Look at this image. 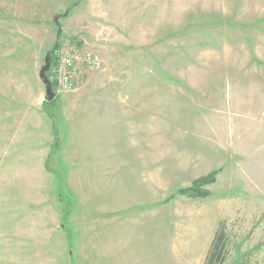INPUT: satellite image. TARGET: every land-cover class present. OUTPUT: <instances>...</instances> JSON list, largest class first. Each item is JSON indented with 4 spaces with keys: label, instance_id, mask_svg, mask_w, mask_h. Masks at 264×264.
<instances>
[{
    "label": "rangeland",
    "instance_id": "obj_1",
    "mask_svg": "<svg viewBox=\"0 0 264 264\" xmlns=\"http://www.w3.org/2000/svg\"><path fill=\"white\" fill-rule=\"evenodd\" d=\"M220 232L264 264V0H0V264H208Z\"/></svg>",
    "mask_w": 264,
    "mask_h": 264
},
{
    "label": "trees",
    "instance_id": "obj_2",
    "mask_svg": "<svg viewBox=\"0 0 264 264\" xmlns=\"http://www.w3.org/2000/svg\"><path fill=\"white\" fill-rule=\"evenodd\" d=\"M76 6V4H74L67 12L66 15H70L71 14V10ZM60 36V34H59ZM57 50H59L58 46L56 47ZM59 65V57L54 58L52 61V66L53 67H57ZM47 77L49 78L51 85H52V89L53 91L56 89L58 83L56 81H53L50 76H48V72H47ZM57 103V96L54 98L53 101H49L46 100V102L44 103V105H48V106H55ZM50 159L47 160V164H49ZM219 173V171H214L210 174H208L207 176L201 177L197 180H195L192 184L191 188L188 189H184V190H179L180 195L183 196H187L193 199H205L208 198L210 196V192L205 190L204 187L212 185L216 182V177L217 174ZM174 198V197H172ZM225 248V237H224V233L220 232L215 241L213 242V246H212V250L208 256V264H221L223 258H222V253H223V249Z\"/></svg>",
    "mask_w": 264,
    "mask_h": 264
},
{
    "label": "built area",
    "instance_id": "obj_3",
    "mask_svg": "<svg viewBox=\"0 0 264 264\" xmlns=\"http://www.w3.org/2000/svg\"><path fill=\"white\" fill-rule=\"evenodd\" d=\"M75 54H77V53H75ZM81 60H82V57H80L78 55L77 56L74 55L71 58H69L67 61H65V64H67L68 67L70 68L74 62L81 61ZM85 63H87L88 65H91L94 68H100V66H101V61L97 57H95V58L89 57V58L85 59ZM71 78L72 77L69 74L64 77V81H63L64 88L70 87Z\"/></svg>",
    "mask_w": 264,
    "mask_h": 264
},
{
    "label": "water",
    "instance_id": "obj_4",
    "mask_svg": "<svg viewBox=\"0 0 264 264\" xmlns=\"http://www.w3.org/2000/svg\"><path fill=\"white\" fill-rule=\"evenodd\" d=\"M50 59L49 56L46 58V63L45 66L43 67L41 73H40V78L43 81V83L46 86V99L49 101H53L54 98L56 97V94L53 92L51 82L49 78L47 77V72L50 69Z\"/></svg>",
    "mask_w": 264,
    "mask_h": 264
},
{
    "label": "crops",
    "instance_id": "obj_5",
    "mask_svg": "<svg viewBox=\"0 0 264 264\" xmlns=\"http://www.w3.org/2000/svg\"><path fill=\"white\" fill-rule=\"evenodd\" d=\"M117 256H118V255H117ZM118 259H120L119 256H118ZM118 264H121V263H120V260H119Z\"/></svg>",
    "mask_w": 264,
    "mask_h": 264
}]
</instances>
